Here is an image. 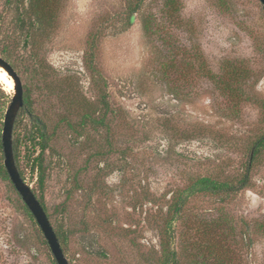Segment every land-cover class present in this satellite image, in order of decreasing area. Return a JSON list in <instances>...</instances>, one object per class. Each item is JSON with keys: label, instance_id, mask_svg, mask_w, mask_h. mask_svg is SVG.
Returning <instances> with one entry per match:
<instances>
[{"label": "rangeland", "instance_id": "obj_1", "mask_svg": "<svg viewBox=\"0 0 264 264\" xmlns=\"http://www.w3.org/2000/svg\"><path fill=\"white\" fill-rule=\"evenodd\" d=\"M134 1L51 0L39 24L27 14L20 28L0 0V49L8 42L31 109L12 133L23 179L69 264H161L163 246L169 264H264V147L252 154L264 135V6L175 0L170 13L142 0L125 27ZM228 66L244 75L229 78ZM10 99L0 81L2 164ZM36 118L49 136L43 188L28 138ZM247 164L245 188L197 193L172 214L193 178L235 182ZM16 192L0 175V264H54Z\"/></svg>", "mask_w": 264, "mask_h": 264}, {"label": "trees", "instance_id": "obj_2", "mask_svg": "<svg viewBox=\"0 0 264 264\" xmlns=\"http://www.w3.org/2000/svg\"><path fill=\"white\" fill-rule=\"evenodd\" d=\"M26 1H27L28 13H26L23 10V8L25 7L24 6L25 0H6V4L8 6H13L15 8L16 15H15L14 19L17 23L20 24V26H19L20 28H22V26H24V23L26 22L24 16L27 14H30L31 16L35 15V17L32 19V22L39 24L40 23V16L42 14L41 9H47V7L51 3V0H26ZM141 2H142V0H135L133 2V5L129 6V10L126 12L125 27H128L130 25V23L132 22L134 12L139 8ZM175 5H176L175 0H165L164 1V6L166 9H168L170 11V13H174V11L172 9L175 7ZM3 39H5V38H3ZM7 43H6V45H4L0 49V55L2 57H4L8 62H10L13 66L12 52L10 51ZM225 72L229 76V78L230 77L232 78L233 76L236 75L239 79L244 75L242 73V69L240 67H238V68L234 67L233 68V67L228 66V68L226 69ZM221 79H222V85L227 87V83H226L225 79L223 77H221ZM23 99H24V106H27L28 109H30V103L28 102V98H27L26 93L23 95ZM103 101H104V105L108 106V101L105 99H103ZM95 118L96 117H94L92 114L86 113L83 115L82 120L86 121V119H90V121L96 122L97 119H95ZM37 119L38 118H36L34 121L36 133L34 135H32V133H31V136H28V138L31 139V141L33 142L32 145L34 147L36 145L39 147L38 154L32 158V163H33L32 168H33V170L37 171L39 186L43 188L44 182H45V173H44V169H43V154L45 152V148L47 146L49 136L45 132V127L43 128L42 121H41V123H38ZM98 120H100V119H98ZM262 147H264V135L259 137L255 141V143L253 144V146H252V152L253 153L252 154L256 155L257 152L259 151V149ZM13 152H14V158H15L17 168H18V170H19V172L23 178V174L19 168L18 161H17V159H18L17 146H13ZM248 174H249V166L247 164L245 173L239 179H237L235 182H231L229 180H226V181L218 180V179H215V178L210 177V176H198V177L193 178L192 181L186 185V187H184L183 189H180V191L178 193H176V195L173 197L172 203L170 205V209L172 211V214L173 215L178 214L182 210L186 200L190 196L195 195L197 193L229 195L231 193H235V192L245 188L249 183ZM0 175L2 177H4L5 179H7L8 181H10V178L8 176L6 169H5V166L2 163H0ZM12 187H13V189H15L13 184H12ZM15 191H16V189H15ZM16 193L19 197L20 195L18 194V192H16ZM36 197L38 198V200L40 201V203L42 204V206L44 207V209L47 213L46 207H45L43 200H42V196L40 195V197H38L36 195ZM23 206H24L25 210L27 211V213L33 218V215L31 214V212L29 211V209L27 208L25 203H23ZM47 215L49 217L48 213H47ZM55 232L58 236L60 244H62V242L64 240V236L58 230H55ZM42 237H43L42 238L43 242L46 245H48L43 233H42ZM163 247H164V249H163L164 254H163V260H162L161 264H169V262H172L175 260V252L172 250H168L167 247H165V246H163ZM55 263H56V261H54V264Z\"/></svg>", "mask_w": 264, "mask_h": 264}, {"label": "water", "instance_id": "obj_3", "mask_svg": "<svg viewBox=\"0 0 264 264\" xmlns=\"http://www.w3.org/2000/svg\"><path fill=\"white\" fill-rule=\"evenodd\" d=\"M264 6V0H259ZM0 67L4 69L8 76L13 79L14 87L11 92L10 103L4 114L3 127L1 132V145L3 150V164L8 173L10 181L14 185L16 191L20 195L22 201L25 203L39 228L41 229L51 253L56 261V264H69L65 256L58 236L50 223L49 217L36 197L32 187L22 178L14 158L13 152V127L14 122L20 109L24 107L23 99V85L20 76L4 57L0 55ZM38 122L40 120L38 119ZM44 126V125H43Z\"/></svg>", "mask_w": 264, "mask_h": 264}, {"label": "bare ground", "instance_id": "obj_4", "mask_svg": "<svg viewBox=\"0 0 264 264\" xmlns=\"http://www.w3.org/2000/svg\"><path fill=\"white\" fill-rule=\"evenodd\" d=\"M0 81L6 86L7 90L12 92L14 87L13 79L8 76L7 72L0 67Z\"/></svg>", "mask_w": 264, "mask_h": 264}, {"label": "flooded vegetation", "instance_id": "obj_5", "mask_svg": "<svg viewBox=\"0 0 264 264\" xmlns=\"http://www.w3.org/2000/svg\"><path fill=\"white\" fill-rule=\"evenodd\" d=\"M24 108V107H23ZM29 117H32V115L31 114H29ZM40 120V119H39ZM37 122H38V119H37ZM38 123H41V121L40 122H38ZM42 125H44V124H42ZM45 126H43V128H44Z\"/></svg>", "mask_w": 264, "mask_h": 264}]
</instances>
